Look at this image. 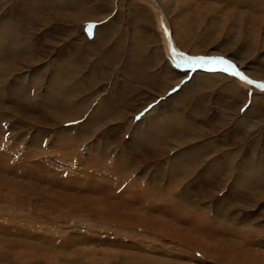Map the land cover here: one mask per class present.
<instances>
[{"label": "rangeland", "instance_id": "obj_1", "mask_svg": "<svg viewBox=\"0 0 264 264\" xmlns=\"http://www.w3.org/2000/svg\"><path fill=\"white\" fill-rule=\"evenodd\" d=\"M158 2L264 83V0ZM169 50L150 0H0V264H264V91Z\"/></svg>", "mask_w": 264, "mask_h": 264}, {"label": "snow or ice", "instance_id": "obj_2", "mask_svg": "<svg viewBox=\"0 0 264 264\" xmlns=\"http://www.w3.org/2000/svg\"><path fill=\"white\" fill-rule=\"evenodd\" d=\"M95 27V25L89 24L86 28V31L89 35L92 33V29ZM174 56H180L181 60L177 62V66H186V67H192L193 64H195L198 67H204L205 65H211L212 68H219L221 71L229 73L230 75L234 77H238L242 81H246L248 84H254L257 83L255 81L250 80L247 76H245L242 72H240L236 65L233 64L230 60H227L223 57H200V58H194V57H185L182 53H177L175 49L172 50ZM258 87L261 88L262 91H264V84H258ZM139 119V117H137Z\"/></svg>", "mask_w": 264, "mask_h": 264}, {"label": "bare ground", "instance_id": "obj_3", "mask_svg": "<svg viewBox=\"0 0 264 264\" xmlns=\"http://www.w3.org/2000/svg\"><path fill=\"white\" fill-rule=\"evenodd\" d=\"M151 2H152V4H153V6H154V8L156 9V11L158 12V14H159V16H160V20L162 21V23H163V25H164V29H165V36L167 37V40L169 41V44H170V42L172 41V44H170V49H171V51L173 50V49H175L176 50V52L177 53H182L185 57H193V56H191V55H189V54H185V53H183V52H180L178 49H176V47L174 46V42H173V39H172V34L170 35V36H167V34H166V29L167 30H169V31H171L170 30V28H168V25H167V22H165L166 21V18H165V14H164V12H163V10H162V8H161V6H160V4H159V2H158V0H150ZM171 33V32H170ZM172 45V46H171ZM174 47V48H173ZM170 51V50H169ZM170 51V52H171ZM173 54V52H171V55ZM201 70H204V71H211V72H223V71H212V70H209V69H201ZM240 72H242L241 70H239ZM223 73H226V72H223ZM243 73V72H242ZM226 74H229V73H226ZM243 74H245V75H247L246 73H243ZM230 75V74H229ZM248 77H249V75H247ZM236 78H238V77H236ZM251 78V77H250ZM251 79H253V78H251ZM238 80L240 81V82H243L245 85H247L248 86V84H247V82L246 81H242V80H240L239 78H238ZM253 80H255V79H253ZM256 81V80H255ZM259 82V81H258ZM260 83H262V82H260ZM262 84H264V83H262ZM258 91H260V90H258Z\"/></svg>", "mask_w": 264, "mask_h": 264}, {"label": "water", "instance_id": "obj_4", "mask_svg": "<svg viewBox=\"0 0 264 264\" xmlns=\"http://www.w3.org/2000/svg\"><path fill=\"white\" fill-rule=\"evenodd\" d=\"M166 34H167V36H170L171 35V33H170V31L169 30H167L166 29ZM171 37V36H170ZM170 44H172V41L170 42ZM172 46V45H171ZM174 48V47H173ZM178 62V61H177ZM182 69H190V71H194V70H196V69H209V70H212V71H221L218 67L217 68H212V66L211 65H205L204 67H198V66H196L195 64H193V66L192 67H186V66H182ZM245 75V74H244ZM245 76H247V75H245ZM248 77V76H247ZM250 80H252V81H255V80H253V79H251L250 77H248ZM255 82H257V83H254V84H248V86L250 87V88H253V89H256V90H260V91H262L261 90V88L260 87H258V84H262V83H260V82H258V81H255Z\"/></svg>", "mask_w": 264, "mask_h": 264}, {"label": "crops", "instance_id": "obj_5", "mask_svg": "<svg viewBox=\"0 0 264 264\" xmlns=\"http://www.w3.org/2000/svg\"><path fill=\"white\" fill-rule=\"evenodd\" d=\"M154 53L156 56H158L160 58H161V55H163L162 51H160L159 49H156ZM249 103H250V100L248 102H246V104H248V105H249Z\"/></svg>", "mask_w": 264, "mask_h": 264}]
</instances>
